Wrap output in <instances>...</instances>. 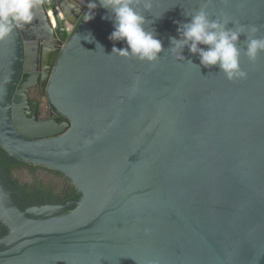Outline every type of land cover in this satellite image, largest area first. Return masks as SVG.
<instances>
[{
    "label": "water",
    "instance_id": "95a60500",
    "mask_svg": "<svg viewBox=\"0 0 264 264\" xmlns=\"http://www.w3.org/2000/svg\"><path fill=\"white\" fill-rule=\"evenodd\" d=\"M92 3L40 0L43 34L30 22L0 42V148L80 194L25 209L0 167V264H264V52L242 55L247 78L229 81L167 50L205 4L264 37V0H154L148 27L163 16L152 27L166 49L154 64L112 53L126 45ZM75 25L48 90L68 124L20 127L11 100L25 45L62 44Z\"/></svg>",
    "mask_w": 264,
    "mask_h": 264
},
{
    "label": "clouds",
    "instance_id": "9594fccd",
    "mask_svg": "<svg viewBox=\"0 0 264 264\" xmlns=\"http://www.w3.org/2000/svg\"><path fill=\"white\" fill-rule=\"evenodd\" d=\"M153 6L154 0H99V3L93 0L91 7L94 10L103 7L108 13L103 18L113 22L114 30L108 39L126 45L124 48L114 46L112 53L151 64L159 59L166 49L152 25L163 16L153 19L149 28L146 13H151ZM39 7L40 0H0V42L29 24ZM187 17L190 18L188 22L179 23L177 28L179 38L170 37L167 50L177 59L185 60L187 49L198 56L203 67L218 66L229 81L246 79L248 73L241 67V56L246 55L255 62L264 52V37L256 35L259 28L239 24L223 14L215 15L208 10L207 4ZM93 18L94 14L89 20ZM88 40L91 42L93 37ZM97 46L103 48L99 43Z\"/></svg>",
    "mask_w": 264,
    "mask_h": 264
},
{
    "label": "flooded vegetation",
    "instance_id": "af4514ba",
    "mask_svg": "<svg viewBox=\"0 0 264 264\" xmlns=\"http://www.w3.org/2000/svg\"><path fill=\"white\" fill-rule=\"evenodd\" d=\"M90 1L88 0V4ZM33 21H31L30 26L33 35L43 34L37 29V24ZM75 28L76 25L62 44H50L46 40H40L39 42L32 40L25 45V54L22 55V60L19 61L18 66L20 71L16 73V78L12 84L11 100L12 114L20 127L30 129L40 124H54L63 128L68 124L67 118L58 113L51 103L48 90L51 77L61 57L62 49L71 38ZM39 167L61 175L59 172L46 167L27 164L16 159L6 164L5 176L8 178V184L16 192L23 208L65 205L80 199V194L71 183L62 190L61 195H56L51 190H43L35 181L33 183L21 181L16 174V170L20 168H26L35 173ZM73 209L74 207H68L63 213L71 212ZM7 233L8 229L1 224L0 237L5 236Z\"/></svg>",
    "mask_w": 264,
    "mask_h": 264
},
{
    "label": "rangeland",
    "instance_id": "374dc122",
    "mask_svg": "<svg viewBox=\"0 0 264 264\" xmlns=\"http://www.w3.org/2000/svg\"><path fill=\"white\" fill-rule=\"evenodd\" d=\"M16 174L20 177L21 181L27 183L37 182L43 190H51L56 195H61L62 190L70 184V180L64 175L54 174L48 170L41 169L40 167L35 173L26 168L16 170Z\"/></svg>",
    "mask_w": 264,
    "mask_h": 264
},
{
    "label": "trees",
    "instance_id": "16d2710c",
    "mask_svg": "<svg viewBox=\"0 0 264 264\" xmlns=\"http://www.w3.org/2000/svg\"><path fill=\"white\" fill-rule=\"evenodd\" d=\"M15 158H13V157H8V155L5 153V151L3 150V149H1L0 148V167H1V169L3 170V173L5 174V167H6V164L9 162V161H11V160H14ZM61 174V173H60ZM6 175V174H5ZM62 175V174H61ZM6 179H7V181H8V178H7V176H6ZM19 201V203H21L20 202V200H18Z\"/></svg>",
    "mask_w": 264,
    "mask_h": 264
}]
</instances>
